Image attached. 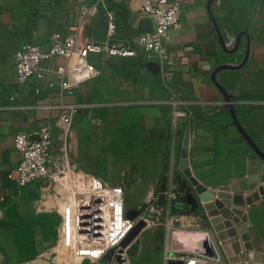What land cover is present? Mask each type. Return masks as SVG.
Masks as SVG:
<instances>
[{
    "label": "crops",
    "instance_id": "1",
    "mask_svg": "<svg viewBox=\"0 0 264 264\" xmlns=\"http://www.w3.org/2000/svg\"><path fill=\"white\" fill-rule=\"evenodd\" d=\"M209 1L186 0L180 26L166 38L171 61L159 66V71H151L150 62L136 57L113 56L103 62L101 56L92 55L97 77L67 90L68 78L59 71L66 67L65 59H46L29 82L20 86L13 55L28 43H38L49 53L52 36L57 34L74 41L77 50L90 40H104L107 18L99 0H0V264H61L57 244L67 210L96 180L118 190L128 208L150 203L166 219L184 220L188 234H182L210 235L219 255L216 260L210 258L215 264H248L247 251L253 264H264V250L250 241L231 244L228 253L215 244L217 238L220 245L225 233L228 236L223 237L231 239L232 227L221 225L232 217L227 219L223 210L245 218L248 233L254 223L264 226V199L259 191L264 182H257L254 190L232 189L242 182L250 184L252 149L213 80L216 68L239 65L249 52L245 66L224 70L217 80L237 98L235 104L244 107L240 121L264 151V0L214 1L212 13L225 47L208 10ZM107 4L117 16L114 42L128 46L144 19L140 2L107 0ZM94 6L98 14L81 17L83 9ZM244 31L248 37L244 35L239 49L231 52ZM172 96L195 108V114L178 129L168 119L166 101ZM68 108L75 109L69 129L62 120ZM43 122L54 127L53 153L74 168L56 183L42 179L38 191L30 193L16 182L20 155L15 136L26 132L36 140ZM182 161L213 194L212 199L198 200V206L189 202V194L196 193L190 190ZM235 195L245 200L252 196L254 202L236 205ZM218 200L223 206L216 204ZM9 204L15 207L14 214L5 211ZM155 224L149 222L135 241L140 245L138 252L132 257L124 254L123 264L134 263L142 254L141 243L151 236ZM112 228L110 224L106 231L110 240L117 231L112 235ZM111 247L100 259L80 264H119L115 257L113 261L106 257ZM77 259L69 264H79Z\"/></svg>",
    "mask_w": 264,
    "mask_h": 264
},
{
    "label": "built area",
    "instance_id": "2",
    "mask_svg": "<svg viewBox=\"0 0 264 264\" xmlns=\"http://www.w3.org/2000/svg\"><path fill=\"white\" fill-rule=\"evenodd\" d=\"M138 1L140 2V12L144 18L150 19L153 23L152 31L139 32L133 35L129 39L128 46L114 42L117 33L116 13L108 7L107 0H99L107 18L105 39L102 41L90 40L77 50L74 41L63 40L57 34L52 36V46L49 53H45L42 45L38 43L24 45L13 55L17 84L22 86L28 83L40 69L43 61L54 57L63 58L68 62L66 67L59 69L68 78V83L64 87L67 90H71L73 85H81L97 77L96 68L91 61L92 55L101 56L103 62L107 57L113 56L123 58L144 57L147 62L157 63L160 67H165L171 61V53L166 46V38L172 29L180 26L184 17L186 0ZM87 14L95 16L98 14V7L83 9L81 17ZM166 103L169 107L168 119L174 129L183 126L193 116L191 111L193 104L189 101L172 96ZM66 110L67 114L62 117V120L69 129L74 123L75 109L68 108ZM53 144L54 127L48 122L39 125L38 139L36 140H33L31 135L26 132H20L15 136V148L20 155V162L16 169V182L19 187L27 188L37 185L44 178H50L53 183H56L74 168L73 165H68L64 159H58L53 153ZM122 208V194L118 190L111 189L102 180L94 181L82 191L74 205L67 210L64 220L66 242L72 243L74 250H76V237H79L78 240L84 243L83 246L91 249L97 247L99 255L96 256L97 259L95 260H98L105 254L106 249L113 245L106 240L108 237L105 236V230L106 227L109 228L110 224L113 225V217L122 219ZM170 234L172 251L169 253L173 259L179 232ZM215 254L217 255V253ZM218 258L219 255L211 259L216 260ZM182 259L184 264H199L196 259L187 256Z\"/></svg>",
    "mask_w": 264,
    "mask_h": 264
},
{
    "label": "water",
    "instance_id": "3",
    "mask_svg": "<svg viewBox=\"0 0 264 264\" xmlns=\"http://www.w3.org/2000/svg\"><path fill=\"white\" fill-rule=\"evenodd\" d=\"M214 1L215 0H210L208 2V10H209V12L213 18V21L215 23V26L218 30V33H219V36L221 39V43H222L223 47H225V44H226L225 39L222 36V34L219 30V27L217 25V22L214 18V15L212 13V5H213ZM139 30H140V32L152 31L153 30L152 21L148 18H144L141 21ZM244 35H246L248 37V32L244 31L243 33H241L240 35L237 36L236 45L231 52H236L239 49L241 38ZM248 57H249V52L247 53L244 61L241 64H239V65H221L218 68H216L215 71L213 72V80L224 95L226 105L230 111V114H231V117L233 119L234 124L239 129V131L243 134L244 138L246 139V141L248 142V144L250 145V147L252 149V154L250 156L251 161H250L249 169H248L250 184L246 185L244 182H242L241 185L235 184L234 186H232V189L234 191H237V189H239V188L243 189V191L254 190L257 182H259V181L264 182V151L253 140V138L251 137V135L249 134L247 129L242 125L241 121L238 118V114L236 112V109H235V101H233V97L228 92L227 88L224 87L221 83H219V81L217 80V75L224 70H236V69L242 68L243 66L246 65ZM148 67L150 68L151 71H159L158 70L159 64H157V63L150 62V63H148ZM181 168H182L183 172L185 173V175L189 178V181L192 184L193 189L191 187L190 190L192 192H193V190H195V193H196V195L194 193H191L187 197L191 204L198 206V204H199L198 200L205 202V201L213 198V194L210 193L208 188L199 179H197L196 177L193 176L191 170L189 169V167L185 161H182ZM28 191L30 193L32 191L33 192L38 191L37 185H32V186L28 187ZM259 191H260V194L262 195V197L264 199V187L263 186L259 187ZM220 196H223V194H220ZM257 196H259V195L257 194L254 197L256 198ZM227 197L230 198L229 195H227ZM253 202H254V199L252 196L248 197L246 200L241 195H235L234 196V203L236 205H245L246 203L252 204ZM216 204L223 206L219 200L217 201ZM211 206H213V204L212 205H205V208H209ZM235 212H236V214H238L240 216L243 215V212L239 211L237 209H235ZM223 213L227 219L232 217L231 219L234 222V224H232L231 220L230 221L227 220V221H225L224 225H221V228H223L225 226H227L229 228L232 227V229L229 231V236H231L230 237L231 239H227L226 237H223V236L227 235L226 233L220 237L221 244L224 247L225 251L228 253V252H230L231 244H233V243L238 244V242H240V241H242L244 243H248L250 241L249 240L250 238H249V233H248V227H247L246 223H244L246 221L245 218L243 219L244 220V222H243V220H241L238 216L232 215V212L228 209L223 210ZM243 217H244V215H243ZM122 219L126 222H130L132 227H131L130 231L126 234V236H124L106 254V257L109 259V261H113V259L115 257L114 260L116 263H124L126 261L125 258L123 257L124 254L132 257L138 252L140 245L138 242H135V241L140 236L141 232L143 230H145V228L148 226L149 222L159 223L161 221V215H160V213L156 212L151 207L150 203L142 206L140 209H132V208H128V207L123 205ZM217 220L219 221L222 219H217ZM212 222L215 223L216 220H213ZM235 225H237V227H234ZM187 236H189V235L179 234L177 237L176 245L179 244L180 241H182V240L185 241L184 245H186L185 239ZM179 238H182V240H179ZM200 238H202V236H199V235H193L192 236V239L194 241H197L198 239L200 240ZM211 248L210 249L208 248V251H209L208 256L210 258H213L217 255L215 254L216 251L214 250V247H211ZM233 261L237 262V261H239V259L234 258ZM245 261L248 262V264H253V257H252L251 251L246 252ZM181 264H183V263L181 262Z\"/></svg>",
    "mask_w": 264,
    "mask_h": 264
},
{
    "label": "rangeland",
    "instance_id": "4",
    "mask_svg": "<svg viewBox=\"0 0 264 264\" xmlns=\"http://www.w3.org/2000/svg\"><path fill=\"white\" fill-rule=\"evenodd\" d=\"M112 223H113L112 235L115 233L116 228L117 231H116V235L112 236V240L109 243L115 245L120 239L126 236V234L130 231L131 227L129 228L128 226L129 223L125 224L124 221L119 218L113 217ZM259 224L260 223L257 224L254 223L253 229L252 228H251L252 230L250 229L251 232H249V238H250L249 240L253 246H255L256 248L257 246L258 248L260 246V248L264 250V226L263 227L260 226L259 228ZM151 229L153 230L151 231V236L147 238V241H143V243H141L143 244V249H144L143 252H141L142 254L138 255L135 259V262L132 264H150L152 260H154L152 264H165L168 262L169 264H181V262L183 263L182 258L185 256L196 259L199 264H215L214 262H212V260H210V257L208 256L209 255L208 248L210 249L211 247L205 242L203 238L194 241L192 239V236L186 237L185 239L186 245H184L185 241L182 240V238H179V240L182 241H180V243L175 246L176 250H174L175 253L173 254V259H171L172 257L171 254L169 253L170 251H172V249L170 248V236H171L170 233L179 232V234H181L182 232H184L188 234L187 233L188 231L186 232L187 224L186 222H184V220H179V218L174 216L169 220L166 219V217L161 214V221L159 223H156L154 227H152ZM198 231L201 232L204 231V229H199ZM61 234H62L61 240L57 244L58 246L57 251L58 250L61 251L58 252L59 262L61 264L72 263L74 258L79 259V260L77 259L79 261L78 262L79 264L82 262L88 263L90 261H95V259H97L96 256L99 255V252H97L98 248L95 247L91 249L90 247L83 246L84 243L79 242L78 240L79 237H76V243L78 245V246L76 245V250H74L73 248L74 245H72V243L66 242L65 223L62 224ZM216 239L217 238H215L216 246L219 249L223 250L224 247L221 244L219 245ZM206 241H209L210 245L214 247V243L210 235L206 237ZM191 249L198 250L199 252H194ZM119 264H123V263H119Z\"/></svg>",
    "mask_w": 264,
    "mask_h": 264
},
{
    "label": "trees",
    "instance_id": "5",
    "mask_svg": "<svg viewBox=\"0 0 264 264\" xmlns=\"http://www.w3.org/2000/svg\"><path fill=\"white\" fill-rule=\"evenodd\" d=\"M139 60H141L142 62H146L147 61L144 57L139 58ZM233 101H237V98L233 97ZM235 109H236V112L238 114V118L240 120V113H242V111L245 110V109H244L243 106H241V105H239L237 103L235 104ZM191 111H192L193 114H195V108L193 106H191ZM5 211L7 213L10 212L11 214H14L15 213V207L12 204H9L7 206V208L5 209Z\"/></svg>",
    "mask_w": 264,
    "mask_h": 264
},
{
    "label": "bare ground",
    "instance_id": "6",
    "mask_svg": "<svg viewBox=\"0 0 264 264\" xmlns=\"http://www.w3.org/2000/svg\"><path fill=\"white\" fill-rule=\"evenodd\" d=\"M105 231H107V227H106V230H105ZM181 235H186V234H182V233H181ZM105 236H106V232H105ZM202 238L205 240V242H206L209 246H211L210 243H209V241H206V237H202ZM106 240L111 241V240L108 239V238H107ZM211 247H212V246H211ZM191 250H192V249H191ZM192 251H197V250L194 249V250H192Z\"/></svg>",
    "mask_w": 264,
    "mask_h": 264
}]
</instances>
